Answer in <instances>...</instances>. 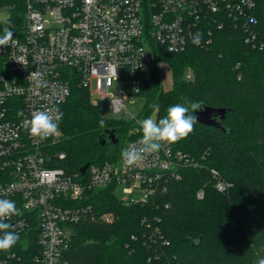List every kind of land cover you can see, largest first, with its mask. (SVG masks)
<instances>
[{
  "label": "trees",
  "instance_id": "1",
  "mask_svg": "<svg viewBox=\"0 0 264 264\" xmlns=\"http://www.w3.org/2000/svg\"><path fill=\"white\" fill-rule=\"evenodd\" d=\"M3 3L16 19L23 0ZM221 18V27L203 26L199 46L190 42L180 53L158 48L140 94L146 101L143 119L154 112L153 104L160 105L158 120L163 118L182 98L228 111L221 129L196 123L178 143L200 167L182 169L181 180L145 204L119 200L113 187L87 192L81 204L89 210L72 226L65 264H256L264 257V0L248 7L246 26L242 20ZM163 62L172 69L174 87L169 92L161 82ZM62 112L63 137L55 150L66 158L54 166L69 173L117 161L127 143L139 136L133 121L103 118L78 86ZM213 169L232 183L228 193L215 189ZM199 190L204 191L201 200L196 197ZM104 215L113 220L106 221ZM34 230L19 235L13 253L34 252Z\"/></svg>",
  "mask_w": 264,
  "mask_h": 264
},
{
  "label": "built area",
  "instance_id": "2",
  "mask_svg": "<svg viewBox=\"0 0 264 264\" xmlns=\"http://www.w3.org/2000/svg\"><path fill=\"white\" fill-rule=\"evenodd\" d=\"M253 5L254 0H23L15 19L11 7L0 0V35L5 27L13 32L9 45L0 46V199L14 201L21 213L5 221L10 231L20 235L35 229L38 237L32 254L0 251V264H65L72 226L89 210L81 204L87 192L124 185L132 195L143 197L123 201L145 204L165 192L169 183L181 180L182 169L201 165L177 148L180 140L163 144L132 167L120 156L115 162L91 164L84 173H69L54 166L66 158L55 150L63 137L62 120L58 134L45 140L33 138L22 120L53 106L62 111L74 86L92 100L111 96L110 106L121 112L126 101L141 96L158 48L183 52L206 23L221 27V17L248 20ZM34 71L43 74L41 82L30 78ZM112 80L117 97L110 93ZM142 119L131 114L139 136L124 149L139 146L137 121ZM211 174L218 192L231 190L232 183L217 170ZM196 197L203 199L204 191Z\"/></svg>",
  "mask_w": 264,
  "mask_h": 264
},
{
  "label": "clouds",
  "instance_id": "3",
  "mask_svg": "<svg viewBox=\"0 0 264 264\" xmlns=\"http://www.w3.org/2000/svg\"><path fill=\"white\" fill-rule=\"evenodd\" d=\"M203 34L197 32L192 43L199 46ZM13 40V32L9 27H5L3 35H0V46H8ZM42 73L34 71L30 78L37 83L42 80ZM183 103L170 105L166 109V115L159 119L149 116L137 121L142 137L139 146L132 145L122 150L121 156L123 164L127 167L135 166L144 155H150L160 151L163 144L176 143L188 137L194 130L198 122L194 115L197 111H202L204 104L200 101H192L182 98ZM154 112H159L160 105H151ZM23 117V111L17 113ZM63 112L58 107L46 108L32 113L31 118L22 120V127L33 137L45 140L53 137L59 132V122L63 119ZM100 127H105V121L100 120ZM14 215H21L14 201L0 199V251L11 250L20 240L18 233L10 231L11 225L6 220ZM264 251V249H261ZM256 264H264V257L259 258Z\"/></svg>",
  "mask_w": 264,
  "mask_h": 264
},
{
  "label": "rangeland",
  "instance_id": "4",
  "mask_svg": "<svg viewBox=\"0 0 264 264\" xmlns=\"http://www.w3.org/2000/svg\"><path fill=\"white\" fill-rule=\"evenodd\" d=\"M5 10H7V8H5ZM6 16H7L6 13L1 12L2 19H5ZM159 71H160L161 82H162L164 91L165 92L171 91L174 87V79H173L171 66L166 62L160 63ZM110 93L114 97H117L119 95L118 87L116 86L113 80L111 81ZM110 97L111 96H108L106 99H102L101 97L97 96L92 100L93 104L98 108L103 118L110 120V121L112 120L113 121H129L131 118V114L137 118L142 116L144 109H145V104H146V101L143 97L136 96V97L130 98L128 101L125 102L126 108L123 111L118 112V113H115L112 107L110 106V102H109ZM149 116H154V118L157 119L158 121L156 112L151 113ZM114 193L118 197L119 200L137 201L143 197L141 193H136L132 195L128 190H126V187L124 185L117 186L114 189Z\"/></svg>",
  "mask_w": 264,
  "mask_h": 264
},
{
  "label": "water",
  "instance_id": "5",
  "mask_svg": "<svg viewBox=\"0 0 264 264\" xmlns=\"http://www.w3.org/2000/svg\"><path fill=\"white\" fill-rule=\"evenodd\" d=\"M227 112L228 111L226 109L203 106V110L197 111L196 113H194V115L198 119L197 123L203 126L221 129L222 122ZM110 139L114 144L117 143V139H115L113 134H110ZM102 144H105V140L102 141ZM87 167L88 166H84L80 171L84 173Z\"/></svg>",
  "mask_w": 264,
  "mask_h": 264
}]
</instances>
